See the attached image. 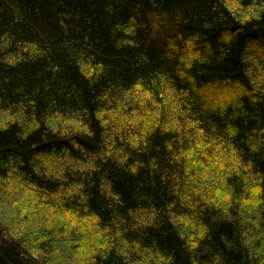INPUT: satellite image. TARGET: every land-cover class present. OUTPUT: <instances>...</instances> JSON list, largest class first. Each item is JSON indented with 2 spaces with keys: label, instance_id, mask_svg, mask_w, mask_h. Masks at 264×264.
<instances>
[{
  "label": "trees",
  "instance_id": "trees-1",
  "mask_svg": "<svg viewBox=\"0 0 264 264\" xmlns=\"http://www.w3.org/2000/svg\"><path fill=\"white\" fill-rule=\"evenodd\" d=\"M59 214L77 264H264V0H0V264Z\"/></svg>",
  "mask_w": 264,
  "mask_h": 264
},
{
  "label": "rangeland",
  "instance_id": "rangeland-1",
  "mask_svg": "<svg viewBox=\"0 0 264 264\" xmlns=\"http://www.w3.org/2000/svg\"><path fill=\"white\" fill-rule=\"evenodd\" d=\"M23 194L27 198V194L26 193H23ZM23 199L24 197L21 198V200ZM6 204H7V208L11 206L13 210H18L19 207H22L24 209V212L22 213L24 214V217L22 218V220H31V217L34 216V212H36L34 211V205L32 204L25 205L23 202H15L13 204L11 200L10 202ZM18 204L20 205L17 207ZM54 220H58L59 221L58 224L65 226L56 231V237L58 239H61L62 242L64 243L61 245V249L69 250L67 252L66 258L62 260L63 257L61 256L58 260L55 261V264H77L79 260H82L79 253H82V248L84 244L90 238L89 232L86 234H82L80 236L79 234H74V228L75 226H77L78 223L76 224L75 218L73 217H64L59 214L58 218H55L52 221L53 223H57V221H54ZM75 246L77 248L79 247V250H77L76 255L72 254V251L75 248ZM79 256H80V259H79Z\"/></svg>",
  "mask_w": 264,
  "mask_h": 264
}]
</instances>
